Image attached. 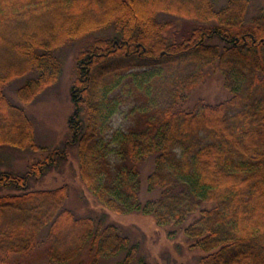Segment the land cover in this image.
Masks as SVG:
<instances>
[{
  "label": "trees",
  "instance_id": "obj_1",
  "mask_svg": "<svg viewBox=\"0 0 264 264\" xmlns=\"http://www.w3.org/2000/svg\"><path fill=\"white\" fill-rule=\"evenodd\" d=\"M248 4L0 0V134L7 140H30L36 149L31 122L8 98L11 83H22L17 99L33 101L58 81L63 50L91 40L77 57L67 146L24 176L0 173V188L17 192L0 196V264H26L41 246L51 264L123 255V264H147L120 227L68 209L67 185L31 188L69 145L78 149L87 189L112 213L152 216L161 228L193 217L185 235L205 254L197 264H264V18L248 25ZM139 5L151 7L143 18ZM216 72L230 97L190 105ZM119 115L125 127L114 128ZM150 158L147 190L157 197L143 201L141 167Z\"/></svg>",
  "mask_w": 264,
  "mask_h": 264
},
{
  "label": "rangeland",
  "instance_id": "obj_2",
  "mask_svg": "<svg viewBox=\"0 0 264 264\" xmlns=\"http://www.w3.org/2000/svg\"><path fill=\"white\" fill-rule=\"evenodd\" d=\"M246 22L251 25L255 20L262 21L264 18V0H248ZM111 16L117 9L110 5ZM145 8L137 6V14L143 18ZM256 20V21H257ZM182 31L185 27H181ZM110 32H104L100 36ZM90 39L73 43L66 47L61 59L63 69L58 81L36 96L32 101L29 96L23 99L22 103L17 99L16 91L22 83L18 80L8 87V98L18 108L24 110L27 120L33 131V144L36 149L28 146L30 140L17 142L7 140L0 134V173H12L24 176L28 173L33 162L41 160L50 155L56 149L67 146L69 141V122L75 113V106L72 100V84L75 79L77 69V57L79 53L87 49ZM230 97V92L225 86L224 76L216 72L206 79L194 92L190 105L196 103H206L217 105L226 101ZM31 100V101H30ZM124 116L119 115L114 119V128L125 127ZM13 135V134H12ZM6 138V139H4ZM78 149L69 145L66 158L60 160L58 166L50 168L47 174L39 180H32L31 188L35 191H50L66 186L69 189V198L66 207L79 218H105L109 224L120 227L132 244H139V259H144L147 264H197L204 252L192 248L193 242L185 235V228L193 221L190 218L182 226L158 227L152 216L143 214L117 215L109 211L98 202L93 194L87 189L81 177L80 161ZM154 159L150 158L141 167L142 194L143 201L154 199L157 193H150L147 190V179L153 171ZM17 193L12 189L0 188V196ZM43 246L38 247L30 258H25L26 264H51L44 255ZM82 260H88L89 255L85 252L80 256ZM125 256L110 258L100 261L99 264H123ZM24 263V262H23ZM132 264H139L135 261Z\"/></svg>",
  "mask_w": 264,
  "mask_h": 264
}]
</instances>
